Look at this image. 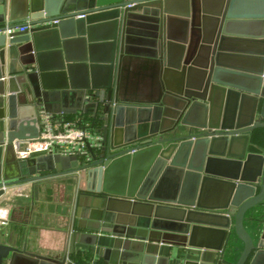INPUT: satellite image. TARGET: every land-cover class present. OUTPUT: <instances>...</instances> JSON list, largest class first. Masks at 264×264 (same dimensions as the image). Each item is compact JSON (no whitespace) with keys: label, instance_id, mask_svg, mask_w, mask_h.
Listing matches in <instances>:
<instances>
[{"label":"water","instance_id":"obj_1","mask_svg":"<svg viewBox=\"0 0 264 264\" xmlns=\"http://www.w3.org/2000/svg\"><path fill=\"white\" fill-rule=\"evenodd\" d=\"M138 59L154 73L141 94L123 82ZM43 111L89 121L100 148L18 159ZM263 136L264 0H0V197L65 177L70 240L103 243L107 264H168L166 247L198 252L184 264H264ZM0 264L71 263L0 244Z\"/></svg>","mask_w":264,"mask_h":264},{"label":"crops","instance_id":"obj_2","mask_svg":"<svg viewBox=\"0 0 264 264\" xmlns=\"http://www.w3.org/2000/svg\"><path fill=\"white\" fill-rule=\"evenodd\" d=\"M107 28L99 26L94 30L96 36L94 54L98 59L105 49V46L98 43L100 37L107 33ZM87 46L89 48V45L83 41L70 44L68 58L81 60L85 56L84 50ZM234 47L246 55V45L238 44ZM48 59L49 65L56 64L54 58ZM127 68L128 71L124 73L123 82L134 93H145L153 87L154 73L149 67L148 61L138 59ZM73 73L75 77L81 79L86 76L87 70L84 66L76 65ZM53 115L59 116L57 113H53ZM262 146L264 147V136ZM74 196L73 184L69 183L65 177L42 182L37 195L34 185L31 183L6 188L5 194L0 197V221L6 222V224L0 225V244L12 245L24 249L28 253L45 257L59 256L62 258L67 256L71 264H107L105 253L99 250L103 243L98 242L99 247L96 253H92L89 247L80 244L74 245L70 240ZM245 227L248 232L252 233L253 226L248 219L245 222ZM242 248L243 244L238 242L237 253H240ZM170 250L175 259H170L168 264H184L185 259H194L198 254L195 250L183 247H166L165 252Z\"/></svg>","mask_w":264,"mask_h":264},{"label":"built area","instance_id":"obj_3","mask_svg":"<svg viewBox=\"0 0 264 264\" xmlns=\"http://www.w3.org/2000/svg\"><path fill=\"white\" fill-rule=\"evenodd\" d=\"M19 28L18 31H24ZM80 117L74 116H54L46 112H41L39 118V136L36 141L29 146L16 152L18 159L27 160L34 153L44 152L62 157L77 156L85 157L87 147L84 141L90 142L94 149L100 148V135L89 128V122L79 123ZM4 220L0 225H4Z\"/></svg>","mask_w":264,"mask_h":264}]
</instances>
